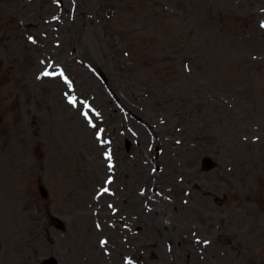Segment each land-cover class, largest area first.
I'll use <instances>...</instances> for the list:
<instances>
[{
    "label": "rangeland",
    "instance_id": "rangeland-1",
    "mask_svg": "<svg viewBox=\"0 0 264 264\" xmlns=\"http://www.w3.org/2000/svg\"><path fill=\"white\" fill-rule=\"evenodd\" d=\"M49 257L264 264V0H0V264Z\"/></svg>",
    "mask_w": 264,
    "mask_h": 264
},
{
    "label": "bare ground",
    "instance_id": "bare-ground-1",
    "mask_svg": "<svg viewBox=\"0 0 264 264\" xmlns=\"http://www.w3.org/2000/svg\"><path fill=\"white\" fill-rule=\"evenodd\" d=\"M150 186H151V184L148 185V187H150ZM154 211L156 212V210H154ZM161 224L164 225L163 222H161L160 220L158 221L157 218H154V217L152 216V221H151V227H152V228L157 227V228H159V229H162L163 226H160ZM164 227H165V226H164ZM164 236H166V235L164 234Z\"/></svg>",
    "mask_w": 264,
    "mask_h": 264
},
{
    "label": "snow or ice",
    "instance_id": "snow-or-ice-1",
    "mask_svg": "<svg viewBox=\"0 0 264 264\" xmlns=\"http://www.w3.org/2000/svg\"><path fill=\"white\" fill-rule=\"evenodd\" d=\"M45 75H48V73H45Z\"/></svg>",
    "mask_w": 264,
    "mask_h": 264
}]
</instances>
